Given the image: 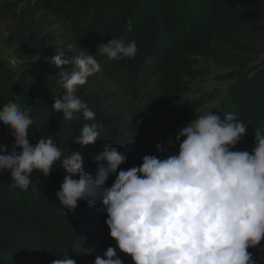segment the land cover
<instances>
[{
	"label": "trees",
	"instance_id": "obj_1",
	"mask_svg": "<svg viewBox=\"0 0 264 264\" xmlns=\"http://www.w3.org/2000/svg\"><path fill=\"white\" fill-rule=\"evenodd\" d=\"M23 3L0 0V17L18 14L2 43L14 48L22 70L18 74L0 61V108L17 99L31 107L36 122L29 130L30 143L52 135L65 155L70 149L80 152L83 170L95 179L94 157L106 145L127 154L123 170L140 166L144 156L159 155L158 143L169 147L168 140L174 142L180 128L207 112L209 104L220 102L209 111L231 112L249 124L248 134L235 150L253 149L255 129H264V0L56 1L50 9L54 18L63 22L76 13L83 24L79 35L66 30L65 46L95 54L97 45L111 39L125 45L137 43L133 59L109 60L100 55L96 59L116 77L128 98L137 101L151 93L150 106L138 120H127L121 108L104 105V99L75 93L94 111V121H86L82 113L64 121L62 114L54 113L55 99L65 92L59 90L56 77L61 69L49 61L61 49L55 37L45 36L38 25L43 8L29 5L20 10ZM208 63L224 72L216 75ZM209 77L230 82L227 92L200 93L195 84ZM86 123L103 127L94 145L81 147L72 138ZM13 144L14 138L0 122V145H7L11 154ZM64 177L58 162L47 178L34 171L28 191L21 192L10 187L7 170L0 172V264H52L67 253L76 264H94L97 254L116 247L99 204L80 201L74 213L61 208L56 193ZM114 180L115 176L110 177L107 186ZM4 222L14 224L13 230L2 227ZM261 248L264 241L249 250L255 261L261 257ZM116 250L124 264H133L130 256Z\"/></svg>",
	"mask_w": 264,
	"mask_h": 264
},
{
	"label": "clouds",
	"instance_id": "obj_2",
	"mask_svg": "<svg viewBox=\"0 0 264 264\" xmlns=\"http://www.w3.org/2000/svg\"><path fill=\"white\" fill-rule=\"evenodd\" d=\"M67 49L71 56L61 52L49 61L61 69L59 83L65 90L52 109L64 121L77 113L94 121V111L75 95L77 88L101 71L96 55L133 59L137 43L111 39L97 45L95 54L87 49L76 54L71 45ZM31 112L18 99L0 108V122L14 138L11 154L0 145V172L10 173V187L27 192L34 171L47 178L59 162L65 172L56 193L61 208L74 213L78 202L86 201L99 204L98 211L107 215L116 247L97 254L94 264H124L117 248L133 264H256L249 250L264 241V129H255L251 152L235 150L249 124L231 112H203L176 132L174 142L168 140L169 147L158 143L159 155L144 156L140 166L123 170L127 154L106 145L94 157V179L83 170L80 152L70 149L65 155L52 135L30 143L36 122ZM102 127L84 124L72 143L94 145ZM52 264L76 261L67 253Z\"/></svg>",
	"mask_w": 264,
	"mask_h": 264
},
{
	"label": "rangeland",
	"instance_id": "obj_3",
	"mask_svg": "<svg viewBox=\"0 0 264 264\" xmlns=\"http://www.w3.org/2000/svg\"><path fill=\"white\" fill-rule=\"evenodd\" d=\"M56 1L59 0H24V3L19 7V9H24L29 5L33 9L43 8V10L38 15V17H40L38 20V25L41 27L43 34L45 36L55 37L54 43L61 49L57 55H59L61 52H64L66 55L71 56L72 53L68 51V46H65L67 41H65L63 35L67 32L66 30H72L75 33L77 32L79 35L81 33L80 28L83 24L80 21V17H78L76 13H71V15L67 16L66 20L63 18V22H59L57 18H54L50 9L55 8ZM63 14L68 15L67 12ZM17 15L18 14L15 16L7 15L0 17V61L4 62L8 67L20 74L22 71L21 62L15 58L13 53L14 48L8 47L2 43L3 39L11 34L17 22ZM72 48L76 54L80 52V50H77L74 46ZM205 64L207 63H204V65ZM208 64L214 69L216 75H220L224 72L221 69H216L212 64ZM56 77H58V75H56ZM195 85L200 93H208L216 90L227 92L230 82H219L215 81L214 78L209 77L199 80ZM59 90L65 92L60 83ZM77 92L85 95H92L98 99H104V105L114 106V109L116 110L121 108L123 114L127 117V120H138L150 106L149 97L151 96V93L145 94V98L139 99L137 101L128 98L124 89L118 84L116 77L108 68L102 65L101 71L98 74L90 77L84 86L78 87L75 93ZM199 95L197 97H199ZM219 105L220 102L209 104L206 111L218 108ZM1 226L6 227L7 231H12L14 228V224L10 222H4L1 224ZM260 259L261 260L258 261V264H264V248H261Z\"/></svg>",
	"mask_w": 264,
	"mask_h": 264
},
{
	"label": "built area",
	"instance_id": "obj_4",
	"mask_svg": "<svg viewBox=\"0 0 264 264\" xmlns=\"http://www.w3.org/2000/svg\"><path fill=\"white\" fill-rule=\"evenodd\" d=\"M260 260H261L260 258H259V259H257V260H256V264H258V261H260Z\"/></svg>",
	"mask_w": 264,
	"mask_h": 264
}]
</instances>
